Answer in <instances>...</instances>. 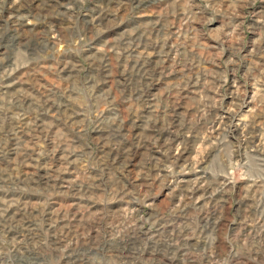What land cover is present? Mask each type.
Here are the masks:
<instances>
[{
    "label": "rangeland",
    "instance_id": "374dc122",
    "mask_svg": "<svg viewBox=\"0 0 264 264\" xmlns=\"http://www.w3.org/2000/svg\"><path fill=\"white\" fill-rule=\"evenodd\" d=\"M0 264H264V0H0Z\"/></svg>",
    "mask_w": 264,
    "mask_h": 264
}]
</instances>
